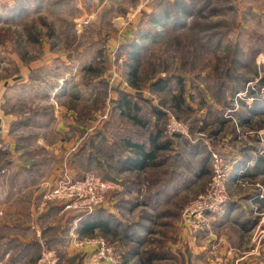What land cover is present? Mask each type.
Wrapping results in <instances>:
<instances>
[{
    "label": "rangeland",
    "instance_id": "obj_1",
    "mask_svg": "<svg viewBox=\"0 0 264 264\" xmlns=\"http://www.w3.org/2000/svg\"><path fill=\"white\" fill-rule=\"evenodd\" d=\"M101 1L94 6L95 12L85 13L83 6H67L66 0H37L45 11H27L17 24L6 23V13L0 14V115L3 121L8 119L5 131L0 129V264H95L94 248L80 251L74 241L99 239L110 248L117 247L123 264L138 263L139 258L133 255L140 250L141 259L146 260L152 252L155 256L152 262L142 264L246 262L229 260L227 253L220 251L219 245L216 247L221 242L218 236L208 235L218 214L184 216V212L207 191L214 177L212 154L234 164V148L249 147L254 139L264 148V117H257L256 124L246 130L238 126L235 118V113L244 110L241 102L248 101L251 91L264 97V0H176L184 1L189 10L192 7V12L187 13L193 15L190 26L195 30L168 33L161 43L150 46L139 67L123 52V46L128 44L114 42L115 36L129 31L137 22L140 24L147 13V18L165 11L172 16L173 9L162 4L175 0H125L110 7ZM31 2L21 0L24 5ZM86 5L93 6L89 0ZM135 12L139 14L132 19ZM121 22L123 26H119ZM132 64L138 69L135 79L131 76L135 71ZM177 78L184 82L181 87L185 91L175 87ZM162 79L167 83L157 86ZM164 86V91H159ZM66 87L74 88L75 96L63 102L59 95L63 89L67 91ZM85 99L91 102H84ZM131 100L136 101L139 110L130 114L145 117L146 126H150L148 116L161 110L158 127L168 137L204 145L211 172L202 180L205 183L198 187V194L181 209L177 204L171 205L168 213L173 215L174 225L168 222L171 229L165 235L153 236L152 243L139 245L142 238L132 242L131 236L128 239L115 232L110 236L71 234L73 213L82 218L104 211L103 208L117 211L118 205H112L116 193H109L104 206L92 214L67 211L61 202L46 201L48 189H34L35 173L44 168L39 160L47 162L52 157L57 163L54 154L61 156L63 152L57 163L62 174L54 182L64 175L73 180L97 176L89 171L83 176L71 175L70 164H77L84 139L87 141L100 128L108 142L114 141L110 121L123 115L119 111L122 101ZM218 112L231 124L215 136L220 131L215 123L220 119ZM66 122L73 125L66 147L57 148L56 143L50 152L38 146L39 138L48 143L56 141V131ZM171 123L182 126L184 134L175 135ZM120 125L123 130L127 127L124 122ZM47 164L51 166L50 162ZM227 194L230 198L228 187ZM57 206H62L64 215L52 213L51 207ZM263 218L264 215L260 219ZM251 239L253 246H260L264 232ZM209 246L214 250L209 252ZM200 250L209 254L205 257ZM245 264L254 261L247 260Z\"/></svg>",
    "mask_w": 264,
    "mask_h": 264
},
{
    "label": "crops",
    "instance_id": "obj_2",
    "mask_svg": "<svg viewBox=\"0 0 264 264\" xmlns=\"http://www.w3.org/2000/svg\"><path fill=\"white\" fill-rule=\"evenodd\" d=\"M89 1L93 4L92 7H87V0H66L65 3L67 6L71 4L77 8L83 6L81 9L83 12H95L96 8L94 6L100 3L98 2L99 0ZM123 1L125 0H103L101 3L110 7L115 2L121 3ZM19 7L15 0H0V14L12 10L15 11ZM42 8L37 0L35 2L32 0L31 3L23 6V10L29 12L45 11ZM188 11L192 12V7ZM5 15L3 18H5ZM148 16V13L145 14L140 24L137 22L136 25L133 24L131 26L129 31L123 32L119 37L115 36L114 42H117V40L121 41V46L128 44L123 46V52L130 59H135L137 53L142 58L150 48L149 38L137 35L138 32L144 30V27H146L145 29L149 27ZM191 20L190 18L187 21V26H190ZM115 21L116 23L118 22L117 20ZM123 25V22L119 23V26ZM140 48L142 50L139 52ZM97 56L95 57L96 59ZM83 58H86V56H83ZM84 62L86 60L83 59L82 64ZM179 81L182 80L177 78L176 85L174 84L175 87L177 88L178 86L181 91H185V87H181L185 86L183 85L184 82ZM165 86L161 87V89L165 88ZM68 87H66L67 91L62 88L63 91L59 95L61 101L64 100L63 102L74 99L75 93L72 90L74 88L70 90ZM1 88L0 92L2 91ZM83 94L85 93L80 95ZM83 101L87 102L90 100L85 99ZM249 101L241 102V105L244 103L246 107L248 106V109H245L244 105V110L240 112L241 121H238V126L244 130L256 124L254 122H257L256 118L259 116L255 115L264 110V101H262L257 106L256 113L253 114L252 112L251 115L250 110L253 107V102L249 103ZM128 102L122 101L121 107L119 106V111L121 113L122 110L123 115L115 117V121H110L109 129L114 141L111 139L108 142L106 133H103V128H100L87 141L84 139L82 149H86L80 150L77 164L74 167L70 164L69 170L71 175L75 176H83L88 171L93 172L102 180L112 183L116 188L114 191L117 196V199L112 201V205H118L116 207L117 211L105 208L103 210L108 211L114 220L131 227V238L132 236L135 237V234L140 233L139 235L143 237V244L147 243L146 241L152 243L153 236L165 235L167 230L171 229L169 227L170 223H168L173 220V215L168 213L171 205L177 204L181 209L189 198L191 199L198 194V187L205 183L202 180L204 178L206 180L208 173L211 172L210 158L204 145H197L180 137H168L161 130V126L158 127L160 124L157 118L163 114L161 110L156 109V115L153 113V117L148 116L150 118V126H146L145 117L140 119L130 114V112L134 113V110H139L136 101L131 100L130 103ZM218 113L216 115H219L220 119L215 121V123L219 124L218 128H220V131L214 133L215 136L222 133V130H225L226 126L231 124L230 120L224 119L223 114ZM1 117L2 115H0V129L5 131L8 127V119L6 118L3 121ZM123 122L127 125L124 130L120 125ZM63 126L60 131H56L59 135L56 141L48 143L46 140L39 138L38 146L50 152H52V145L56 143H58L57 148L66 147L64 144H67L66 141L69 142L66 137L70 134L71 126L73 125L66 122ZM138 130H141V133ZM137 147L140 149L138 150ZM262 150L264 148L260 145L258 139H254V143L249 145V147L234 148L233 160L235 163L227 183L231 199L227 206L218 214V217H215L211 222V233H208V235L211 234V238L218 236L221 242L217 243L216 247L219 245V250L226 252L229 260L230 258H233L232 260L243 259L242 261L246 262L247 260L254 261V264H264V240L260 241V246H253L251 243L253 239L251 237L262 234L260 231L264 232V223L261 222L264 218L260 219L264 215V188L260 189L258 187H264ZM54 155L57 157V163L59 158H63V152L61 156L58 153ZM48 162L51 163L50 167H48ZM57 163L53 162L52 157L47 162L39 160L40 167L44 168L35 173L37 180L33 181V184H35L34 189L38 190L41 187L48 189L54 186V179L60 173L62 174V171H58L59 165ZM48 168L49 171H47ZM206 171L207 174H205ZM61 207H51L52 213L64 215ZM77 216L74 213L71 215L72 224L69 226L71 234L76 232L79 235V229L87 220ZM172 222L174 225L175 221ZM131 240L133 242V238ZM205 250H200V252L204 253L203 256L206 257L210 251L214 250V247L209 246L208 253ZM180 252L182 254V249H180Z\"/></svg>",
    "mask_w": 264,
    "mask_h": 264
},
{
    "label": "built area",
    "instance_id": "obj_3",
    "mask_svg": "<svg viewBox=\"0 0 264 264\" xmlns=\"http://www.w3.org/2000/svg\"><path fill=\"white\" fill-rule=\"evenodd\" d=\"M138 14L139 12H135L132 19ZM250 100L253 102V99ZM171 129L175 135L184 134L183 127L176 123H171ZM261 157L264 159V151L261 152ZM212 163L214 177L207 191L194 205L185 210L184 216L217 215L230 202L227 183L234 164L217 154H212ZM115 189L112 183L105 182L95 175L89 176L85 180H73L64 175L55 182L54 186L48 188L45 199L48 202H61L67 211H74L77 214H92L104 206L106 197ZM74 243V247L80 251L94 248V252H96L94 255L95 264H123V257L117 247L111 246L113 248H110V245L102 239L74 241Z\"/></svg>",
    "mask_w": 264,
    "mask_h": 264
},
{
    "label": "trees",
    "instance_id": "obj_4",
    "mask_svg": "<svg viewBox=\"0 0 264 264\" xmlns=\"http://www.w3.org/2000/svg\"><path fill=\"white\" fill-rule=\"evenodd\" d=\"M15 3H17V5H19L20 7L16 8L15 11L12 10V11H9L6 13V15H5V17H7V19H5L6 23L7 22L12 23L13 22V23L17 24V23L22 22L23 15L27 12V11L23 10L24 4L21 3V0H15ZM165 4L167 5L166 6L167 9L170 10V8H168V6H170L173 9L172 16L167 14L168 13L167 11H165L163 13L154 12L152 14V16H150L148 18L149 27L147 29L143 30L142 32H138V34H137L140 37L149 38L150 46L156 45V43L159 40H161V42H162L168 33L169 34L183 33L187 29L195 30L194 26L192 28H191V26H187L188 25L187 21L192 17L190 15V13H187V11L189 9L185 5L184 1H176V0L172 1V2L167 1V3L165 2L162 5L164 6ZM149 30H151L152 32L149 33ZM141 50L142 49L140 48L139 52ZM138 54L139 53H137V55L135 56L134 61H135V63L138 64V67H139L141 56ZM130 67L135 70L134 72L131 71L132 72L131 76L133 79H135L136 75L138 74L137 66L135 65V68H134V65L132 64ZM179 82H183V81H179ZM163 83H167V81L162 79V81L157 82L156 85L157 86L158 85H164ZM159 91H164V90L160 89ZM262 96H263L262 93H260L258 91H251L250 94L246 97V99H248V100L253 99V107L250 110L251 115H252V112H253V114L256 113L257 106L260 105L262 101H264V97H262ZM243 101H246V100H243ZM242 105L244 107L245 104L243 103ZM246 108L248 109V106L246 107V105H245V109ZM239 112L235 113V118L237 119V121L240 122L241 120H240V113ZM255 116L264 117V110H261L260 113L256 114ZM137 149L139 150L140 148L137 147ZM83 218L86 219L87 221H85L86 223H84V225L81 226V228L79 229V234L81 236L88 235L89 233L90 234L91 233H97V234H100L103 236H110V235H112L111 233L115 232L117 234H120V233L123 234L128 239L130 238V234L127 233V231H129L131 229V227H127L124 224H121L119 221L114 220V218L110 214H107V212H105V211L98 210L92 216H87V217L85 216ZM139 234H135V237H133V241H134V238H142V239H139L137 242V243H139V245H142L143 244V237ZM158 250H160V249H158ZM134 253L135 254L133 256L135 258H139L138 263H135V264H142L143 262L144 263L152 262L153 258L155 257L153 255L154 253L152 252L151 255L148 256L147 259L145 260V259H141V256H143V253L141 250L136 251ZM158 258H160V257H158Z\"/></svg>",
    "mask_w": 264,
    "mask_h": 264
}]
</instances>
